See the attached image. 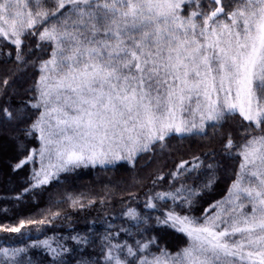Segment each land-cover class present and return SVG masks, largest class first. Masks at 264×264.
<instances>
[{"label":"snow or ice","instance_id":"snow-or-ice-1","mask_svg":"<svg viewBox=\"0 0 264 264\" xmlns=\"http://www.w3.org/2000/svg\"><path fill=\"white\" fill-rule=\"evenodd\" d=\"M28 35L51 52L39 62V78L28 89L33 95L0 108L17 150L26 153L13 171L38 158L34 182L17 200L81 166L134 164L173 135L206 136L237 113L248 122L242 139L222 137L238 169L228 195L204 215L190 214L201 193L180 183L146 193L143 209L128 206L121 214L126 226L108 223L97 256L85 255L96 244L91 228L29 247L46 250L49 264H264V0L227 7L222 0H0V38L15 46L23 64ZM0 86L6 92L9 80ZM34 136L39 147L29 149L25 140ZM203 166L198 156L182 160L170 184ZM206 167L214 173L219 164ZM166 178L157 176L153 185ZM213 182L210 176L201 188ZM68 199L73 208L86 206L83 197ZM60 215L0 231L39 230ZM169 230L185 234L187 244L175 252L162 247ZM0 264L35 262L28 248L5 247Z\"/></svg>","mask_w":264,"mask_h":264},{"label":"trees","instance_id":"trees-1","mask_svg":"<svg viewBox=\"0 0 264 264\" xmlns=\"http://www.w3.org/2000/svg\"><path fill=\"white\" fill-rule=\"evenodd\" d=\"M202 2L207 4L209 0ZM234 3L235 0H223L226 7ZM38 43V37L31 35L24 37L22 54L28 63L23 64L16 61L15 46L9 40L0 38V81L9 80L6 92L0 86V108L18 107L21 101L33 95L28 89L32 88L39 78V62L47 59L51 52L47 44L38 48ZM9 53L11 55H8ZM247 125L248 122L237 113L229 117L222 128L209 127L206 136H189L181 139L173 135L166 141L165 148L161 149L157 144L152 151L139 154L134 164L120 161L114 166L95 165L81 174H62L58 181L25 193L17 200L16 197L23 189L34 182L31 179L32 173L23 175L22 172H31L29 168L37 166L28 162L21 169L13 171L12 166L24 159L26 153L17 150L16 142L11 139L16 132L11 125L5 124L0 113V226H18L22 219H42L49 216L50 212L61 213L58 218L39 230L36 226L27 225L20 233L0 231V248H28V257H31L35 264H49L51 256L46 250L29 247L33 241L67 237L77 233L83 235L91 228L96 234V244L88 247L85 255L97 256L100 252L99 236L104 233L108 223L126 226L125 218L121 214L128 206L143 209L146 193L171 191L179 187L180 183L201 193L194 197L193 211L190 214L202 216L204 209L210 204L228 195V189L235 178L234 173L238 169L239 160L225 155L222 137L231 133L234 139L240 140ZM33 138L34 141L25 140L29 149L33 144L38 146V140L35 136ZM208 153L211 154L206 155ZM197 156L204 162L198 173L194 172L179 182L170 184V173L176 170V166L182 160L191 162L193 157ZM216 163L219 167L214 173L207 170L208 164ZM159 175L167 178L153 185V181ZM210 176H214L211 187L202 189L201 185L207 182ZM69 196L83 197L86 206L83 209L73 208ZM90 200L95 203L89 205ZM161 235V246L172 252L184 247L188 242L185 234L175 230H169ZM121 238L125 237L122 235ZM71 243L69 242V246ZM152 251L155 252L156 249L153 248Z\"/></svg>","mask_w":264,"mask_h":264},{"label":"rangeland","instance_id":"rangeland-1","mask_svg":"<svg viewBox=\"0 0 264 264\" xmlns=\"http://www.w3.org/2000/svg\"><path fill=\"white\" fill-rule=\"evenodd\" d=\"M36 136H38V134H36ZM36 139V138H35ZM30 140H33L34 141V138H31ZM38 140V139H37ZM33 141H32V144H33ZM33 147H39V143H38V146H34V144H33ZM32 147V148H33ZM121 161H126V162H128L127 160H121ZM118 162H120V161H118ZM117 162V163H118ZM29 163H32V162H29ZM99 165V164H98ZM36 166H37V168L39 167V164H38V158H37V163H36ZM93 165H88L87 167H85V166H81V167H79V168H76V169H74V170H72L71 172H69L70 174H81V173H84L89 167H92ZM101 166H103V165H101ZM108 166V165H107ZM28 170V169H27ZM29 170H31V172L30 171H23L22 172V174L23 175H25L26 173H27V175H28V173H32V170H33V167L32 168H29ZM62 174H68V173H61L60 175H62ZM26 175V176H27ZM178 241H180V240H178Z\"/></svg>","mask_w":264,"mask_h":264}]
</instances>
